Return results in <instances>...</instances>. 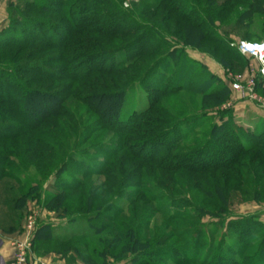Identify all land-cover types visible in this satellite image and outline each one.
Masks as SVG:
<instances>
[{
  "label": "trees",
  "instance_id": "trees-1",
  "mask_svg": "<svg viewBox=\"0 0 264 264\" xmlns=\"http://www.w3.org/2000/svg\"><path fill=\"white\" fill-rule=\"evenodd\" d=\"M108 6H111L110 0H75L67 9L63 0H31L12 11L13 19L0 32V183L18 175L22 168L33 167L41 174L45 168L49 170L48 166L53 167L58 136L80 130L76 108L69 107L72 102L96 116L93 129L85 130L89 131L87 134L106 129L123 140L120 148L108 150V161L100 169L87 170L89 175L103 178L104 182L96 188L87 192L83 182L78 180L71 188L47 193L46 199L40 198L42 188L37 187L36 192L30 188L26 195L13 201L14 210L21 212L28 198L43 199L48 211L55 212L58 217L81 210L87 213L97 205L96 217L106 216L113 228L108 233L110 238L99 239L102 251L96 260L92 256L85 257L76 248L79 241L73 240L81 235L62 239L54 247L60 255L71 252L84 264H106L107 260H128L129 264H264V235L257 251L245 258H237L239 252L233 247L223 252V243L219 242L214 263L208 260L210 249L198 259L197 249L193 247L191 254L185 256L178 245H167L170 234H162L152 241L140 240L142 220L133 222L137 218L136 208L141 213L146 210L154 199L150 197L151 188L158 193L159 187L173 192L176 188L172 183L174 178L181 179L180 192L186 197L196 191V196L203 194L209 201L196 202L193 198L187 201L184 196L171 200L176 208L180 205L191 208L194 218L205 215L221 218L220 215L227 212L232 192L250 195L255 203L264 202V123L257 132L233 122L213 124L204 144L186 153L181 149L185 138L178 131L180 123L173 124L166 117L150 115L154 110L167 115L159 101L168 98L169 93L160 88L153 89L156 98H151L145 110L120 121L118 116L126 98L125 89L132 85L146 62L157 59L152 67L156 70L161 67L158 65L164 56L161 52L170 48V41L159 30L138 24L132 17L127 20L130 27H125L124 19H118L120 13L113 8L107 9ZM151 6L143 14L152 10L154 21L158 17L157 21L166 29L173 26V39L178 37L184 48L209 55L227 73L235 74L239 70L243 73L249 60L231 47L233 41L219 35L218 27L234 18L233 32L237 28L245 41L264 42V0H158ZM255 19L260 27L253 29ZM127 39L131 41L125 44L123 41ZM119 43H122L120 47ZM108 44L115 47H106ZM172 48L165 54L170 61H176V54L182 51ZM118 54H123L124 58ZM179 69L180 72L181 67ZM215 80L218 85L202 97L205 109L209 105L207 100L219 105L229 95L226 85ZM256 91L264 95V80L257 81ZM167 125L170 127L158 131V127ZM242 134L248 143L242 141ZM65 171L64 164L54 174L59 176ZM144 177L148 180L147 188L140 192L139 186L131 185L133 181L130 180L137 182ZM117 181L119 191L115 193L113 188ZM117 193V199L124 197L131 206L130 218L133 225L136 223L134 229L117 221L121 210L109 217L99 214H106L107 208H111L107 204L102 210L100 203ZM81 196L83 201L79 199ZM69 197L75 201L73 212L66 206ZM207 207L210 210L206 211ZM80 215L81 221L89 217ZM76 218L74 216L71 221ZM253 220L252 215L230 219L228 226L243 224V233L237 235L246 238L248 244L253 235L258 234L248 227ZM107 226L100 230L91 227L93 231L86 236H97L107 231ZM42 228H37L35 236ZM199 228L192 231L193 238L201 234Z\"/></svg>",
  "mask_w": 264,
  "mask_h": 264
},
{
  "label": "rangeland",
  "instance_id": "rangeland-1",
  "mask_svg": "<svg viewBox=\"0 0 264 264\" xmlns=\"http://www.w3.org/2000/svg\"><path fill=\"white\" fill-rule=\"evenodd\" d=\"M27 1L31 0H0V32L6 29L9 25V20L13 19L14 13H12V11L15 8L18 9L23 7ZM43 1L45 2L47 0H42V2ZM74 1L75 0H63L65 8L67 9L69 4ZM157 1L158 0H117L116 2V0H110L111 6H108L107 8H113V10H116L117 13H120V17H118V19H124L125 22L123 25L125 27L129 25L127 20L132 17L138 24L140 23L147 27L150 26L159 30L165 37H167V40L170 41V48L161 52V54L164 53L162 54L164 56L161 57L158 62V65L161 64V67L159 69L157 68V70L153 68L154 66L152 67V65H155L157 59H154L152 62H146L145 66L141 68V72L138 73L136 79L133 80L134 82H131L132 85L125 89L126 98L119 112V120L126 121L133 113L145 110L149 106L151 98H156L153 89L160 88L161 90H165L169 93L168 98L161 99L159 101L160 108H163L167 115L155 110L152 111L150 115L166 117V119H170L173 124L180 123L178 131H180L185 138V140L181 143V149L186 153L193 152L204 144L208 131L213 124L220 125L222 123L233 122L235 125L241 126L246 130H256V132L260 130L263 126L261 123H257L254 128H251L246 124L235 120L232 113V110L238 103H249L255 108L262 110L253 103L241 99L231 88V85L237 79L243 80L245 78L247 66L251 64L254 67L255 64L249 60L243 73H241L240 70L235 72V74L227 73L209 55L197 50L184 48L180 38L175 37V39H173L171 37V30L173 29V26L166 29L164 25H161L157 21L158 17L157 20L154 21L151 18L152 13H154L152 10H150L151 12L149 11V14H143V11L151 9V5L155 4ZM233 23L234 18H231L226 25L218 27L219 35L229 41H233V43L237 42L235 40L245 41L242 39L243 35L240 29L236 28L237 31H232L235 28ZM252 26L253 29L260 27L257 19L253 21ZM128 27H130V25ZM234 36H236V38H234ZM132 39L134 38H131V40ZM131 40L127 39L123 42L127 43ZM121 45L122 43H119V47ZM106 47L114 48L115 46L108 44ZM172 47L182 51L181 54L179 52L176 54L178 56L176 61H170L166 57L167 52L173 49ZM118 56L121 59L124 58L123 54H118ZM180 67L181 71L179 72ZM151 74H154V76ZM210 76H214L215 79L220 80L224 85H226L229 90V95H227V98L222 100L219 105H214L211 100H207L209 105L205 109L201 104L203 95L208 94L218 85V82L215 79H211ZM178 86H181L182 88H177ZM260 96L264 97L263 94H260ZM69 107L71 110L76 108V114H74L76 115L80 130L63 132L58 136L57 139L59 145L56 148L55 161L53 162V167L48 166L49 170H46L45 168L40 174V172L36 171L33 167L28 169L22 168L18 175L15 174L13 178L6 179L1 182L3 184H1L0 188L2 189L3 187L4 191H2L7 198L10 196L12 204L13 201L26 195L30 188H33L35 192L38 191V188H42L40 198L46 199V197L55 189L66 190L69 186L71 188L78 180L83 182L87 192L89 189L96 188L104 182L101 177L89 175L87 170L95 171L96 169H100L104 163L108 161V150L115 147L120 148L123 140L106 129L96 131L93 134H87L89 131L86 133L85 130H89L91 128L93 129L96 122V116L87 113L85 107L78 103L72 102ZM168 127H170V125L161 126L157 129L158 131H161L167 129ZM130 140L132 139L128 138V141ZM242 141L244 143L249 142L243 134ZM64 164L66 165V171L64 173H60L59 176H55L54 173ZM183 177L184 176L182 175L181 178ZM140 180H137V182H135V179L130 181H133V184L131 185H138L139 191L142 192V190H146L148 180L146 177ZM172 183H175L176 185V188L173 189L175 192H172L171 190L170 192L165 190L164 187H159L161 191L158 193L154 188H151V191H149V193L151 192L150 197H154V199L146 206V210L141 213L140 209L138 207L136 208L137 218H135L136 221L134 220L133 222L142 220V223L140 224L142 228L139 237L141 241H152L155 238H159L162 234H170L171 239L167 241V245H178L185 256L191 254L190 250L192 247L193 249H197L198 259L202 258L207 250L210 249L208 257L210 263L215 262V249L219 242L223 243V252H227L229 247H233L235 252H239L237 254V258L251 257V255L257 251L259 242L264 235V202L260 201L255 203L250 195L245 196V194L241 192H232L229 197L230 199L226 209L227 212L220 215L221 218H214L209 215L202 216L200 219L194 218L192 213H190L191 208L188 206L185 207L180 205L176 208V204L173 206L170 203L175 196L186 197L184 193L180 192L182 189L181 186H183L181 185V179L174 178ZM44 188H46L45 192ZM113 191L115 193L119 191L118 181L115 183ZM99 192L100 191L97 193ZM195 193L194 191L193 194L189 193L190 196L186 197L187 201H192L194 199L196 202H200V200L205 201V203L209 202L203 194L196 196ZM117 195L118 193L115 197L109 195V198H105L100 203V209L102 210L107 206V204H110L111 208L110 210L107 208L106 214H99L107 215L109 217L112 214H118L121 210L122 212L118 216L117 221L125 223L134 229L136 227V223L133 225L130 218V213L132 211L131 206L127 205L126 198L123 197L121 199H117ZM83 198L84 197L81 196L79 199L83 201ZM43 199H41V201L39 199L28 198V200L24 203L25 207L21 212L15 211V208L12 209L11 218L13 217V231L15 233L21 231L19 236L26 231V222L28 217L33 214L38 215L37 222L35 224L34 236L31 242L28 264H37L38 262L37 259H35L33 252L36 238L35 233L38 225L40 222H51L50 219L57 221L55 223L60 226L62 231L63 229H66L65 232L61 231V235H81L82 237H77L75 238L76 240H73L79 241L76 248L83 253L85 257L89 258L92 256L93 259L96 260L99 251H102V242H100L99 239L102 240L110 238L108 233L109 230L113 228V226L108 223V218H106V216L96 217L97 213L95 209H97V205H95L92 211H86L87 213H84L85 211L81 210L79 211L81 213L74 212V214L69 213L64 215V217H58L55 212L48 211L47 207L43 203ZM74 202L75 201L69 197V201L66 203L67 208L70 209L71 212L75 211L73 210L75 204ZM205 210L208 211L210 208L207 207ZM215 212L218 211L215 210ZM80 214H87L89 217L81 221L78 219ZM141 214L143 216H148L149 218L141 219V217H139L142 216ZM218 214L219 213H216V215ZM247 215H252L254 217L253 222L251 221V223H248V227L252 231L257 230L258 232L257 235H253V240L248 244L245 243L246 238H239L238 236L243 233V230L245 229L243 224L238 223L235 227L228 226V221L230 219L234 220ZM74 216L77 218L76 221L72 222L71 220ZM167 217L173 220H167ZM7 218L9 219L8 215ZM104 226L109 227L107 231L102 232L97 236H86V234L88 235L89 232L93 231L92 229L100 230ZM197 227H200L199 229H201V234L196 238H193L192 231ZM84 244L87 246H84ZM53 245L54 244H51V246L49 245L48 247L52 248ZM13 250L15 252L14 245ZM70 253L71 252L65 251L62 253V256H67ZM106 264H129V262L128 260L121 262L107 260Z\"/></svg>",
  "mask_w": 264,
  "mask_h": 264
},
{
  "label": "crops",
  "instance_id": "crops-1",
  "mask_svg": "<svg viewBox=\"0 0 264 264\" xmlns=\"http://www.w3.org/2000/svg\"><path fill=\"white\" fill-rule=\"evenodd\" d=\"M232 113L235 120L251 128H254L257 123H264V110H259L249 103L236 104ZM2 190L4 191L3 187L0 188V264H12L14 258L13 244L15 241L22 239L24 232L19 236L21 231L16 233L13 231L12 199L10 196L7 198ZM50 221L48 223L40 222L38 225V227L44 228L37 233L33 247L34 257L38 261L37 264H84L72 253L62 256L54 250L56 243L68 238L70 235H61L66 229L62 231L60 226L55 223L57 221L52 219ZM51 244H54L53 247H48Z\"/></svg>",
  "mask_w": 264,
  "mask_h": 264
},
{
  "label": "built area",
  "instance_id": "built-area-1",
  "mask_svg": "<svg viewBox=\"0 0 264 264\" xmlns=\"http://www.w3.org/2000/svg\"><path fill=\"white\" fill-rule=\"evenodd\" d=\"M231 47L235 48L243 57L255 64L254 67L251 64L247 66L246 75L243 80L237 79L231 85L233 92L241 99L251 102L264 110V97L260 96L256 91L257 81L260 79L264 80V42L237 41L231 43ZM37 216V214H33L28 217L24 236L22 239L14 242L13 264H28Z\"/></svg>",
  "mask_w": 264,
  "mask_h": 264
}]
</instances>
